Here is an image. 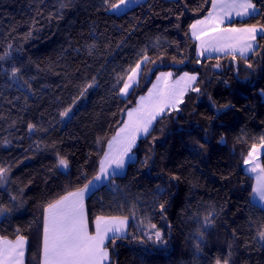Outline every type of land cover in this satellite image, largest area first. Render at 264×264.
Returning <instances> with one entry per match:
<instances>
[{"label":"trees","instance_id":"1","mask_svg":"<svg viewBox=\"0 0 264 264\" xmlns=\"http://www.w3.org/2000/svg\"><path fill=\"white\" fill-rule=\"evenodd\" d=\"M253 2L255 18L231 25L264 26V0ZM106 8L103 0H0V166L8 169L0 237L24 236L26 264H42L47 205L93 181L109 141L158 74L187 72L200 91L189 89L177 110L159 117L125 172L86 198L89 230L97 216L129 219L127 234L106 243L109 264H264L258 174L244 163L264 143V39L258 54L200 57L190 26L211 0H139L119 14ZM144 55L149 62L124 98L119 89ZM13 66L21 69L17 83ZM30 123L39 130L29 132ZM151 224L166 244L147 238Z\"/></svg>","mask_w":264,"mask_h":264},{"label":"snow or ice","instance_id":"2","mask_svg":"<svg viewBox=\"0 0 264 264\" xmlns=\"http://www.w3.org/2000/svg\"><path fill=\"white\" fill-rule=\"evenodd\" d=\"M107 5L106 10L120 11L127 8L130 3H139V0H103ZM259 12L253 0H211V11L203 20H197L190 27L192 35L196 40L200 41V54L204 51H223L233 54L239 52L241 56H245L249 52L258 54V50L254 47L257 34L264 39V26L259 28L251 25L242 28L221 29L220 24L225 18H230L234 13L238 17H253ZM210 33H219V35L209 36ZM209 37L204 39V37ZM11 47V46H9ZM5 57L0 56V60ZM149 62L147 55L138 60L131 67L126 75L123 86L119 89V94L127 96L129 89L134 84L139 83V77L142 74L141 65ZM219 67V65H217ZM251 68L252 65L248 64ZM21 69L13 66L11 68L10 78L13 83H17L21 79ZM172 77L171 72L161 73L157 77V82L149 90L148 96H141L139 106L127 112L128 121L119 130L116 136L108 144V151L104 154L100 162V168L93 180L99 182L102 177L114 180L116 176L121 174L126 165L133 161L132 149L135 147L137 139L141 135L148 136L150 129L156 118L162 116L167 109L177 110V105L183 103V96L187 90L199 92L200 89L191 87L196 81V76L189 75L187 72L183 74L174 83H169ZM27 83V81H24ZM93 83L87 84L83 92L93 87ZM83 92L81 95H83ZM69 106L61 113V117H69L72 112ZM29 132L38 131L36 125H28ZM264 140V137H262ZM204 148V144L199 145ZM255 147V146H253ZM147 160H145V164ZM245 164L252 163L250 172L264 173V168L253 162V156L250 152L244 161ZM58 166L67 169L68 161L59 159ZM8 171L0 166V180H3L5 173ZM90 185L95 187L92 180H89L83 188L74 192H68L54 203H49L45 209V216L42 228V264H106L109 261V252L105 247V242L111 239L114 243L116 239L127 231V217H104L97 216L94 220V233L89 230V223L85 211L84 198L91 191ZM254 196L264 203V175L258 174L257 184L253 189ZM15 199V197H13ZM161 213L165 211L164 204L159 205ZM7 209L0 207V213L6 212ZM211 222V216L205 217L204 224L207 226ZM155 230L151 235L145 233L149 240L155 243L166 244L162 233L156 228L155 224L150 225ZM112 234L111 238L109 234ZM202 237L203 233H199ZM258 243L264 246V230L258 232ZM27 240L24 236L17 233L15 241H10L4 237H0V264H24ZM196 247L199 249V243ZM216 264H221L219 259ZM223 264H228L225 260Z\"/></svg>","mask_w":264,"mask_h":264},{"label":"crops","instance_id":"3","mask_svg":"<svg viewBox=\"0 0 264 264\" xmlns=\"http://www.w3.org/2000/svg\"><path fill=\"white\" fill-rule=\"evenodd\" d=\"M259 12H260V9H259ZM258 12V13H259ZM257 13V14H258ZM256 14V15H257ZM206 17H204V18H202V19H200V20H203V19H205ZM247 18H249V17H238V16H236L234 13L232 14V16L230 17V18H225L224 20H223V23H221L220 24V28L221 29H228V30H230V29H232V28H242V27H248V26H236V25H231L234 21H237V20H244V19H247ZM258 28L260 27V26H257ZM215 35H219V33H210L209 34V36H215ZM191 36H192V38H193V40L196 42V44H197V48H198V55L200 56V57H216V56H224V55H233V54H231L230 52H223V51H204L203 52V54L201 55L200 54V52H201V49H200V41H198V40H196L195 39V37L192 35V29H191ZM261 35L259 34V32H258V34H257V39L254 41V42H252L253 44H254V47L255 48H257V46H258V38L260 37ZM209 37H204V39H208ZM253 52H249V53H247L245 56H243V57H247V56H249V55H251ZM234 55H239V56H241L240 55V53L239 52H236ZM184 74V73H183ZM183 74H181L180 76H178L172 83H174L176 80H178L181 76H183ZM189 74V73H188ZM189 75H194V74H189ZM194 76H196V75H194ZM171 80H172V77H171V79H170V81H169V83L171 82ZM196 82H197V76H196V81H195V83L194 84H192L191 85V87H194V85L196 84ZM171 84V83H170ZM188 91V90H187ZM187 91H186V93H187ZM185 93V94H186ZM184 97V96H183ZM179 105V104H178ZM177 105V106H178ZM168 110V109H167ZM166 110V111H167ZM165 111V112H166ZM159 117V116H158ZM157 117V118H158ZM161 117V116H160ZM155 122H156V120L154 121V123H153V125H152V128H153V126H154V124H155ZM152 128L150 129V131L152 130ZM145 136H143V135H141L140 136V138L139 139H141V138H144ZM139 139H137V140H139ZM256 150H258V152L256 153ZM252 156L255 158V160L253 161L255 164H258L259 162V156L260 155H262V153H264V143H262V144H260L259 146H257V147H255L253 150H252ZM255 154H257L256 156H255ZM251 164V167L253 166V164L252 163H250ZM261 166V165H260ZM126 167H127V165H126ZM126 167H125V170H126ZM262 168V167H261ZM125 170L121 173V174H123L124 172H125ZM257 174H262V173H259V169L257 170V172H256ZM121 174H119V175H121ZM105 183H107L108 182V179H106L105 178ZM101 183V182H100ZM100 183H99V185H100ZM98 187L99 186H97V188L96 189H98ZM86 198H87V196H85V198H84V205H85V200H86ZM254 200L256 201V203L259 205V206H261V207H263L264 208V203H262V202H260L259 201V198L258 197H256V196H254ZM127 230H128V228H127ZM127 234V231L121 236V237H123V236H125Z\"/></svg>","mask_w":264,"mask_h":264},{"label":"rangeland","instance_id":"4","mask_svg":"<svg viewBox=\"0 0 264 264\" xmlns=\"http://www.w3.org/2000/svg\"><path fill=\"white\" fill-rule=\"evenodd\" d=\"M136 3H130L129 5H128V7L127 8H123L122 7V9L120 10V11H113L114 13H117V14H119V13H122V12H124V11H126L129 7H131V6H133V5H135ZM258 8V7H257ZM259 9V8H258ZM141 67H142V65H141ZM163 73H167V72H163ZM161 74V73H160ZM160 74H158V76H160ZM157 76V77H158ZM157 77H156V79L153 81V83L151 84V86H150V88L147 90V92H145L144 94H142V95H140L139 96V98L137 99V102H136V104L129 110V111H131V110H133V109H135V108H137L138 106H139V100H140V97L141 96H144V97H147L148 96V92H149V90H151L152 89V86L154 85V84H156V82H157ZM138 79H140V78H138ZM176 78H174V77H172V80H171V82L170 83H172L174 80H175ZM138 84H134L133 86H132V88H130L129 89V92H128V95L132 92V90L137 86ZM127 95V96H128ZM263 95H264V93H263ZM127 96H124V95H122V97H124V98H126ZM264 99V98H263ZM160 117V116H159ZM158 117V118H159ZM158 118H156V120L158 119ZM127 121H128V117L126 116V120H125V123H127ZM124 123V124H125ZM124 126V125H123ZM122 126V127H123ZM121 127V128H122ZM120 128V129H121ZM119 129V130H120ZM119 132V131H118ZM117 132V133H118ZM116 136V135H115ZM113 139V138H112ZM112 139L109 141V143L112 141ZM108 143V144H109ZM108 151V146H107V150H106V152ZM258 152V150H256V153ZM257 154H255V156H256ZM263 155H264V153H262V155H260L259 156V165H261V167H262V157H263ZM104 157V156H103ZM255 160V158L253 157V161ZM62 168V167H61ZM62 170L63 171H66L67 169H64V168H62ZM260 175H264V173H262V174H260ZM105 178L104 177H102L101 178V180L99 181V182H96V181H94L93 180V184L95 185V187H93V186H91L90 185V188H91V191L88 193V194H86L85 196H90L93 192H95L97 189V186H102V185H104L105 184ZM109 180V179H108ZM101 182V183H100ZM99 183H100V185H99ZM256 184H257V180H256ZM256 186V185H255ZM98 187V188H99ZM86 211V210H85ZM127 223L129 224V219H127ZM91 232V231H90ZM94 233V232H93ZM111 236H112V234L110 233L109 234V237L111 238ZM6 239H8V240H10V241H15V239H10V238H6ZM27 240V239H26ZM110 240V239H109ZM108 240V241H109ZM108 241H106L105 242V247H106V243L108 242ZM27 244H28V242H27ZM107 248V247H106ZM107 250H108V252H109V261L108 262H106V264H109V262H110V259H111V254H110V251H109V249L107 248ZM26 256H27V245H26V252H25V257H24V264H26V260H27V258H26Z\"/></svg>","mask_w":264,"mask_h":264}]
</instances>
